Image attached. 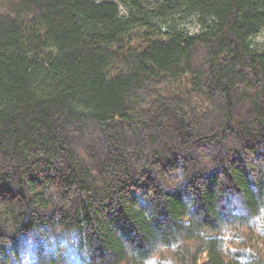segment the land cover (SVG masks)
I'll return each instance as SVG.
<instances>
[{"label":"trees","instance_id":"16d2710c","mask_svg":"<svg viewBox=\"0 0 264 264\" xmlns=\"http://www.w3.org/2000/svg\"><path fill=\"white\" fill-rule=\"evenodd\" d=\"M264 0H0V264H264Z\"/></svg>","mask_w":264,"mask_h":264},{"label":"rangeland","instance_id":"374dc122","mask_svg":"<svg viewBox=\"0 0 264 264\" xmlns=\"http://www.w3.org/2000/svg\"><path fill=\"white\" fill-rule=\"evenodd\" d=\"M257 47L264 48V30L259 32L252 41Z\"/></svg>","mask_w":264,"mask_h":264}]
</instances>
